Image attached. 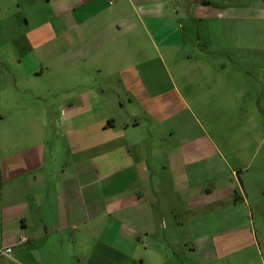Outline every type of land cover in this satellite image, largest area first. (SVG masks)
Returning a JSON list of instances; mask_svg holds the SVG:
<instances>
[{
    "label": "crops",
    "instance_id": "0c3cea01",
    "mask_svg": "<svg viewBox=\"0 0 264 264\" xmlns=\"http://www.w3.org/2000/svg\"><path fill=\"white\" fill-rule=\"evenodd\" d=\"M196 21L208 82L244 97L242 57L264 55V0H0V264L226 257L210 214H195L209 204L196 185L220 174L212 147L169 146L161 129L165 61L201 53L198 31L180 26Z\"/></svg>",
    "mask_w": 264,
    "mask_h": 264
},
{
    "label": "rangeland",
    "instance_id": "374dc122",
    "mask_svg": "<svg viewBox=\"0 0 264 264\" xmlns=\"http://www.w3.org/2000/svg\"><path fill=\"white\" fill-rule=\"evenodd\" d=\"M186 25L180 23L200 34L201 53L192 48L178 49L165 61L164 92L169 100L165 111L169 110L171 117L161 129L166 139L172 135L169 146L212 147L213 170L220 174L196 185L198 194L206 196L204 202L209 204L195 214H210L206 224L212 226L213 240L227 246L226 257L215 264H264V79L260 77L262 82L258 83L255 62L259 59L264 65V55L242 57L244 70L254 80L246 85L244 97L229 94L227 99L220 85L209 83L204 72L210 57L203 47V21ZM175 66L179 67L177 73L172 71ZM168 76L173 77L174 85L169 84ZM39 80L44 82V78ZM22 95L17 99L30 97L31 93ZM152 125L148 120L147 127L151 129ZM224 193H228L226 200L220 199ZM220 225L227 230L221 236L216 235ZM180 235L182 240L184 234Z\"/></svg>",
    "mask_w": 264,
    "mask_h": 264
},
{
    "label": "built area",
    "instance_id": "2783aa9c",
    "mask_svg": "<svg viewBox=\"0 0 264 264\" xmlns=\"http://www.w3.org/2000/svg\"><path fill=\"white\" fill-rule=\"evenodd\" d=\"M27 240H28V238L26 237V236H20L18 239H17V241H16V245H23V244H25L26 242H27ZM11 252V249L10 248H7V249H5L4 250V253L5 254H8V253H10Z\"/></svg>",
    "mask_w": 264,
    "mask_h": 264
}]
</instances>
